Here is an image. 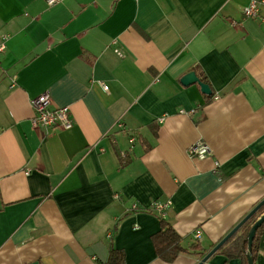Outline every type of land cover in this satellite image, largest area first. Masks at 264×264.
<instances>
[{"label":"crops","instance_id":"0c3cea01","mask_svg":"<svg viewBox=\"0 0 264 264\" xmlns=\"http://www.w3.org/2000/svg\"><path fill=\"white\" fill-rule=\"evenodd\" d=\"M4 37L0 264H105L110 247L198 264L264 199V0H0ZM190 72L210 95L181 84ZM41 94L70 130L31 125ZM159 217L181 239L171 263ZM254 247L264 264V226ZM219 249L203 264H241Z\"/></svg>","mask_w":264,"mask_h":264},{"label":"built area","instance_id":"2783aa9c","mask_svg":"<svg viewBox=\"0 0 264 264\" xmlns=\"http://www.w3.org/2000/svg\"><path fill=\"white\" fill-rule=\"evenodd\" d=\"M61 0H46L48 6H53ZM261 1H253L248 6L242 9V15L246 18H257L259 15V5ZM0 44V54L5 49V39ZM103 90L107 91V86L103 85ZM215 100L217 97L214 98ZM31 107L33 109V117L31 118V125L35 128H43L45 130H70L73 126L69 108L67 106L54 108L51 106V100L47 94H41L31 100ZM119 128L121 124H117ZM132 143V139L129 140ZM189 157L199 160L204 159L209 155V150L202 142H196L189 146L187 149ZM169 207V203H154L151 207V211L159 215L164 216V211ZM200 237V231L194 233V238Z\"/></svg>","mask_w":264,"mask_h":264},{"label":"trees","instance_id":"16d2710c","mask_svg":"<svg viewBox=\"0 0 264 264\" xmlns=\"http://www.w3.org/2000/svg\"><path fill=\"white\" fill-rule=\"evenodd\" d=\"M201 82H205L202 80ZM205 84V83H204ZM123 160V159H121ZM124 164V161H121ZM148 211V210H147ZM264 211V205L258 210V213ZM151 213V212H150ZM256 213L246 222L241 228L237 231L240 233L239 236L236 237L234 234L228 241L225 243L219 251H222L224 254L228 256V258H239L241 264H247L246 260V247L247 243L245 241L246 235L254 222L256 221ZM160 220V229L157 233H155L151 239L155 249L157 256L165 262L171 263L176 258L177 255L183 250L180 247V237L174 231V229L162 218L159 217ZM264 224L260 226L257 230L256 235L252 244V253H254V243L256 241V237L259 234L260 230L263 228ZM236 232V233H237ZM105 264H125L124 262V254L122 251L117 250L116 248L110 247L109 257Z\"/></svg>","mask_w":264,"mask_h":264},{"label":"water","instance_id":"95a60500","mask_svg":"<svg viewBox=\"0 0 264 264\" xmlns=\"http://www.w3.org/2000/svg\"><path fill=\"white\" fill-rule=\"evenodd\" d=\"M181 84L184 86L197 84L200 87L201 93L204 95H210L211 91L209 86L202 83L194 72L186 74L181 79ZM264 205V199L259 202L220 242H218L215 247L201 260L198 264H203L206 262L220 247H222L240 228L246 223L258 210ZM264 224V213L254 222L250 230L248 231L245 241L247 243L246 247V260L247 264H253L252 258V244L257 230Z\"/></svg>","mask_w":264,"mask_h":264}]
</instances>
